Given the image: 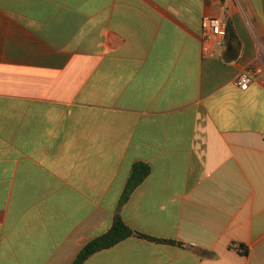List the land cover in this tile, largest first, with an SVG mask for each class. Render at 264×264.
<instances>
[{
    "label": "crops",
    "instance_id": "0c3cea01",
    "mask_svg": "<svg viewBox=\"0 0 264 264\" xmlns=\"http://www.w3.org/2000/svg\"><path fill=\"white\" fill-rule=\"evenodd\" d=\"M116 215L178 243L83 264H264V0H0V264H72Z\"/></svg>",
    "mask_w": 264,
    "mask_h": 264
},
{
    "label": "trees",
    "instance_id": "16d2710c",
    "mask_svg": "<svg viewBox=\"0 0 264 264\" xmlns=\"http://www.w3.org/2000/svg\"><path fill=\"white\" fill-rule=\"evenodd\" d=\"M150 172L151 167L147 163L136 162L132 166V170L128 178L125 191L121 198V203L125 202L129 198L131 193L146 179ZM133 236L157 242H165L171 244L178 243L173 240L153 238L151 236H147L138 231H135L124 222L121 216L116 215L111 228L106 233L89 241L80 251L77 258L72 264H83L95 252L110 248L119 243L120 241Z\"/></svg>",
    "mask_w": 264,
    "mask_h": 264
},
{
    "label": "built area",
    "instance_id": "2783aa9c",
    "mask_svg": "<svg viewBox=\"0 0 264 264\" xmlns=\"http://www.w3.org/2000/svg\"><path fill=\"white\" fill-rule=\"evenodd\" d=\"M228 35V23L222 18L204 16L202 19V37L206 42L220 45ZM252 78L248 74H242L239 80L240 87L246 90Z\"/></svg>",
    "mask_w": 264,
    "mask_h": 264
}]
</instances>
